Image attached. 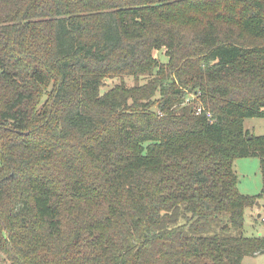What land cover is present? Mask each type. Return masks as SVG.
<instances>
[{"label": "trees", "instance_id": "trees-1", "mask_svg": "<svg viewBox=\"0 0 264 264\" xmlns=\"http://www.w3.org/2000/svg\"><path fill=\"white\" fill-rule=\"evenodd\" d=\"M253 117L264 118V0H0V253L10 264L263 253L264 236L244 234L264 196ZM243 157L260 159L258 195L239 189Z\"/></svg>", "mask_w": 264, "mask_h": 264}, {"label": "rangeland", "instance_id": "rangeland-1", "mask_svg": "<svg viewBox=\"0 0 264 264\" xmlns=\"http://www.w3.org/2000/svg\"><path fill=\"white\" fill-rule=\"evenodd\" d=\"M160 52L155 51V54L160 56V54L163 55L166 51L163 49ZM161 59L165 61L166 57L163 55L161 56ZM147 80V75H142L140 77L126 76L123 79H106L101 88V92H105L112 86L120 84L122 81L128 86H132L135 84H142ZM191 97L194 96L191 94ZM244 126L245 129L249 130L252 134L257 136L264 134V118H247L244 122ZM234 170L238 175L239 189L242 193L247 195H258L262 193L263 179L260 168V159L258 157L237 158L234 162ZM259 213L264 215V196L261 198L259 205L246 208L245 210L244 234L246 236H264V220ZM0 264H10L2 253H0ZM242 264H264V252L244 256Z\"/></svg>", "mask_w": 264, "mask_h": 264}, {"label": "built area", "instance_id": "built-area-1", "mask_svg": "<svg viewBox=\"0 0 264 264\" xmlns=\"http://www.w3.org/2000/svg\"><path fill=\"white\" fill-rule=\"evenodd\" d=\"M259 214H261L260 216H261V217H262V219L264 220V215H262V213H259ZM259 214H258V215H259Z\"/></svg>", "mask_w": 264, "mask_h": 264}]
</instances>
